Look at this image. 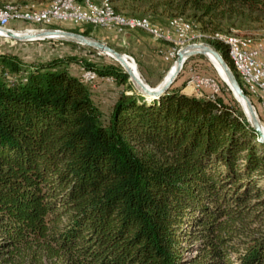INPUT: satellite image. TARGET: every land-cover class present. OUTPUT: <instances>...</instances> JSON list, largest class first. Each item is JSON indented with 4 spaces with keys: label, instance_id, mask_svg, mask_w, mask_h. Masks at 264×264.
Returning <instances> with one entry per match:
<instances>
[{
    "label": "trees",
    "instance_id": "16d2710c",
    "mask_svg": "<svg viewBox=\"0 0 264 264\" xmlns=\"http://www.w3.org/2000/svg\"><path fill=\"white\" fill-rule=\"evenodd\" d=\"M106 1L207 34L264 29V0ZM207 41L250 97L228 45ZM74 60L125 84L107 114ZM128 76L117 61L0 52V264H264V139L240 105L176 79L150 98Z\"/></svg>",
    "mask_w": 264,
    "mask_h": 264
},
{
    "label": "rangeland",
    "instance_id": "374dc122",
    "mask_svg": "<svg viewBox=\"0 0 264 264\" xmlns=\"http://www.w3.org/2000/svg\"><path fill=\"white\" fill-rule=\"evenodd\" d=\"M30 1H31L30 3H33L35 6H40V7H35L30 5L34 9H41L42 7H46L49 4H51L54 0H30ZM96 1L102 2L104 0H96ZM101 2H97V3H101ZM7 5H15V4H7ZM128 17H133V16H128ZM134 18H138V17H134ZM143 18L150 21L145 16ZM138 19H142V18H138ZM153 22L160 23L158 21H153ZM169 23L175 26L179 31L187 33L185 37L183 36L172 37L171 45H176L177 50L180 47L185 46L187 43L208 42L207 41L208 36L216 37V38L218 37L222 41L224 40V38L233 36L238 38L240 43H243L242 36L243 37L252 36L263 39L261 41H264L263 28H241L240 32L222 31V32L207 34L206 32L199 30L198 27L195 24L191 23L190 21L174 18L170 20ZM167 24L168 23L164 24L163 26L162 24L161 25L158 24V25L162 26V28H169V24L168 25ZM52 25L58 26L55 28L68 29V30H70L69 28H73V27L84 28L85 26H87L86 24L83 23H75L65 20L62 21L52 20L49 24H34V23H28L18 20L10 21L9 23V26L14 27L15 28L14 30L18 32L33 30L30 28H40L42 26L52 27ZM152 27L155 30H157V28H155L154 26ZM148 33L139 28L138 29L134 28V30L126 29L123 32H116L102 26L94 25V27L91 28L90 33L86 35L99 39L107 43L108 45L114 47L116 50L126 54L128 59L134 61V63L136 64L137 70L139 71V75L143 79V81H145L144 79L145 76L148 79H152L153 81H156L157 83L159 82L162 83L163 81H165L169 71L176 62L173 60V57L169 56L168 53V50L171 47V45L167 46L165 43H157L154 39L150 37ZM150 34L154 38L163 39V36L156 37L154 36L153 33ZM70 41L73 40L64 39V38H55V37L20 39L9 35L0 34V52L6 51V52L15 53L25 61L48 59L54 55L75 54L83 59H90L96 62H100V61L119 62L118 60L115 59V57L103 51H100L95 47L88 46L86 44H82L76 41H73L72 43ZM79 63L81 62L74 60V61H70L69 65L71 69L74 70L75 72L78 71L82 72V68H83L82 66L84 65L81 64L79 66ZM196 72L212 77L217 82V85L219 87L218 92L221 91V93L225 97H232V99L236 101V103H238L241 107V103L232 93L227 83L221 78V76L217 72L211 60L208 58V56L204 55L203 53H194L189 56L188 60L185 62V64L183 63L181 69L177 73L175 77L176 79L175 83L179 84L181 83V81L187 82L191 74ZM128 81L133 85L134 90L139 91V89L135 86V84L133 83V81H131V79L128 78ZM188 86L191 87L190 89H192V91H196L193 88V86H191V84H188ZM122 89L128 91L126 89L125 84H118L112 79L110 80L99 79L94 82V86L92 88V97L97 102V104L103 109V113L107 114L112 106L113 101L115 100L118 93ZM188 89L187 91L190 92L191 90ZM203 90L207 91L208 88L203 87L202 91ZM249 94L251 93L249 92ZM253 96L256 97L255 95L251 94L250 97L253 100L252 103L255 107L259 120L261 121V123L264 124V112L262 107V100H258L261 103V110H260V108L257 105V100H255ZM259 97H261V94H259ZM254 225H255V229L263 228V225L260 223L256 222ZM185 253L188 256H193L194 254H196V250L189 249L186 250ZM28 260H30V258H28ZM41 260L47 261L45 256H42Z\"/></svg>",
    "mask_w": 264,
    "mask_h": 264
},
{
    "label": "built area",
    "instance_id": "2783aa9c",
    "mask_svg": "<svg viewBox=\"0 0 264 264\" xmlns=\"http://www.w3.org/2000/svg\"><path fill=\"white\" fill-rule=\"evenodd\" d=\"M45 16H54V20L63 19L75 23H91L116 32L133 29V20H145L146 26L157 27V32L163 33V40L169 42H171L172 36H184L185 34V32L179 31L171 23H169V28H162L158 23L148 21L145 18L130 19L125 15L108 13L103 9L102 4L84 6V1L79 0H59V5L46 6L41 9H33L32 6H29L28 8H17V16L15 17H3L0 13V27H6L13 30L15 28L10 27L9 23L10 21L16 20L34 24H48L45 23ZM111 17H125V25L111 24ZM30 29L36 30L35 28ZM230 43L231 48L234 50L235 57L241 62L242 70L253 71L255 81H258L261 84V97H254V99L262 100L264 112V43L261 41ZM176 52V45H171L168 50L169 56L173 57ZM79 74L89 79V82H94L95 79H97L96 76H89L81 71H79ZM186 83L191 84V86L199 92L202 91L203 87H207L209 95L211 96L218 92L219 89L217 82L212 77L198 72L192 73ZM246 89H248V86Z\"/></svg>",
    "mask_w": 264,
    "mask_h": 264
},
{
    "label": "water",
    "instance_id": "95a60500",
    "mask_svg": "<svg viewBox=\"0 0 264 264\" xmlns=\"http://www.w3.org/2000/svg\"><path fill=\"white\" fill-rule=\"evenodd\" d=\"M5 32L3 35H9L15 38L20 39H36V38H53L54 36L50 35H63L65 37H55V38H64L73 40L82 44H86L88 46H92L97 48L100 51L107 52L115 57L116 60H119L120 64L124 67V69L129 74L130 77H135L138 83L140 84L141 90L146 96H152L158 97L161 95L168 87L169 85L174 81L177 73L181 69L185 59L189 57L190 55L194 53H203L205 55L206 52H209L219 63L223 73L225 74V77L227 79V85L231 89L232 93L235 95H238L243 99L245 102V106L241 105V108L247 118V120L250 122V124L255 128V130L259 134L260 139H264V130L261 125V122L258 118V115L256 113L255 107L251 101V99L248 97V95L243 91L241 85L239 84L234 72L229 67L227 62L223 59L222 55L219 53V51L211 45L209 42H192L187 43L185 46L180 47L176 52V57L174 61L176 62V69L177 72L171 76H169L164 83L160 84L157 83L155 85H150L149 83L143 81V79L139 75H135L133 73V70L130 69L127 66L126 58L127 55L123 52H120L116 50L114 47L108 45L107 43L96 39L94 37L88 36L86 34H83L78 31L68 30V29H61V28H55V27H41V28H35L36 35L30 36L24 35L19 36L16 33L13 32V30L9 28L0 27ZM125 55V56H124Z\"/></svg>",
    "mask_w": 264,
    "mask_h": 264
},
{
    "label": "bare ground",
    "instance_id": "6f19581e",
    "mask_svg": "<svg viewBox=\"0 0 264 264\" xmlns=\"http://www.w3.org/2000/svg\"><path fill=\"white\" fill-rule=\"evenodd\" d=\"M79 1H82V0H79ZM91 4H94V3L92 1H90V0H85L84 1V6H91ZM57 5H59V0H54L48 6H57ZM102 7L108 13L119 14V13H116L114 11L113 7L110 4H108L107 1L102 5ZM17 8H28V7H26V6H20V5H6L4 7H1L0 6L1 16H3V17H15V16H17ZM120 15H122V14H120ZM127 18L135 19V18H132V17H127ZM52 20H54V16H45V23H50ZM55 20H61L62 21L63 19H55ZM111 24L125 25V17H111ZM133 28L143 29V30H145L147 32L153 33L154 36H156V37H162L163 36L162 32H157V30H155L152 26H146V21L145 20H133ZM155 28H157V27H155ZM13 32L16 33L19 36H24V35H28V34L30 36H32V35H36V33H37L35 30H28V31H23V32L22 31H19L18 32V31H15L14 29H13ZM4 33L5 32L3 31V29L0 28V34L3 35ZM186 35H187V33H185L183 37H185ZM50 36H54V37H65L63 35H55V34L54 35H50ZM172 37H171V40H172ZM223 41H224L225 44L228 45V47L230 49L231 59H232L234 65H235V68H236L237 72L240 75V78L242 80V83H243L244 87L247 88V86H248V89L247 90L251 94L255 95L256 97H259V94H261V84H260V82L255 81V79H254V72L253 71H243L242 70V68H241V62H240V60L238 58L235 57L234 50L231 48V43L230 42L240 43L239 40H238V38L233 37V36H229L227 38H224ZM261 42L264 43V41H261ZM176 50H177V48H176ZM105 53H107V52H105ZM107 54H109V53H107ZM109 55H111V54H109ZM205 55L208 56V58L213 63L214 67L216 68V70L219 73V75L221 76V78L227 83V79L225 77V74L223 73V71H222L219 63L216 61V59L209 52H206ZM126 63H127V66L130 69L133 70V73L135 75H139V71L137 70V66L134 63V61L128 59V57H127L126 58ZM82 72L83 73H86L89 76H96L97 77V75L93 71H91V70L82 68ZM176 72H177V69H176V63H175L173 65V67L171 68V70L169 71L166 79L169 76L175 74ZM83 79H85L86 81L89 82V79H87L85 76H83ZM130 79H131V81H133V83L139 89V91H141L143 93V91L141 90L140 84L138 83V81L136 80V78L135 77H130ZM166 79H165V81H166ZM162 83H164V81ZM162 83H160V84H162ZM149 97H152V96H149ZM235 97L238 99V101L241 103L242 106H245V102L243 101V99L241 97H239L238 95H235ZM261 125H262L263 130H264L263 123H261Z\"/></svg>",
    "mask_w": 264,
    "mask_h": 264
},
{
    "label": "crops",
    "instance_id": "0c3cea01",
    "mask_svg": "<svg viewBox=\"0 0 264 264\" xmlns=\"http://www.w3.org/2000/svg\"><path fill=\"white\" fill-rule=\"evenodd\" d=\"M83 1H85V0H83ZM90 1H92L94 4H103V3H105L106 2V0H104V1H94V0H90ZM97 2H101V3H97ZM30 5H32V6H35L33 3H30ZM30 5H28V6H30ZM35 7H40V6H35ZM242 38H243V43H249V42H251V41H261V40H263V39H260V38H256V37H252V36H248V37H243L242 36ZM105 80H110L111 78H108V77H105L104 78ZM190 89L191 87H189L188 86V84L186 83L185 84V86L183 87V90H185V91H187V89ZM188 89V90H189ZM191 91H192V89H190ZM189 92V91H188ZM193 92V91H192ZM257 105H258V107L260 108V110H261V103H260V101H258L257 100Z\"/></svg>",
    "mask_w": 264,
    "mask_h": 264
}]
</instances>
